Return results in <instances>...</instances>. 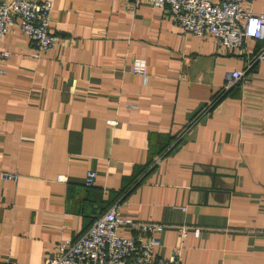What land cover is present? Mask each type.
Returning <instances> with one entry per match:
<instances>
[{
    "label": "crops",
    "instance_id": "0c3cea01",
    "mask_svg": "<svg viewBox=\"0 0 264 264\" xmlns=\"http://www.w3.org/2000/svg\"><path fill=\"white\" fill-rule=\"evenodd\" d=\"M242 8L264 14V0ZM49 31L47 51L19 31L0 40V264H42L114 203L167 225L155 258L180 246L183 264H264L263 42L219 50L131 0H52Z\"/></svg>",
    "mask_w": 264,
    "mask_h": 264
},
{
    "label": "built area",
    "instance_id": "2783aa9c",
    "mask_svg": "<svg viewBox=\"0 0 264 264\" xmlns=\"http://www.w3.org/2000/svg\"><path fill=\"white\" fill-rule=\"evenodd\" d=\"M147 2L164 9L166 16L185 34L197 37L212 35L219 50L235 51L243 47L247 38L263 42L260 53L252 60H264V14L252 15L242 8L244 0H131ZM52 0H8L0 3V40L8 32H22L41 51H47L57 43L56 35L50 33ZM8 53L0 51V58ZM2 71V70H0ZM132 72L147 80L146 67L141 59L133 61ZM243 71L227 72L219 95L211 98L201 109L195 120L181 133L209 111L215 103L235 86L243 76ZM107 124L115 125V120ZM3 178L16 180L18 175L4 173ZM96 173L87 171L84 186L94 185ZM130 228L136 235L127 236L121 228ZM167 225L154 221L133 220L121 216L120 203H114L106 212L98 216L89 228L78 238L64 239L55 247V254L42 264H183L180 246L173 249L167 259L155 258L154 248L159 240L156 234ZM184 238L187 227L177 226ZM194 236L200 233L193 229Z\"/></svg>",
    "mask_w": 264,
    "mask_h": 264
},
{
    "label": "trees",
    "instance_id": "16d2710c",
    "mask_svg": "<svg viewBox=\"0 0 264 264\" xmlns=\"http://www.w3.org/2000/svg\"><path fill=\"white\" fill-rule=\"evenodd\" d=\"M224 96V95H223Z\"/></svg>",
    "mask_w": 264,
    "mask_h": 264
}]
</instances>
